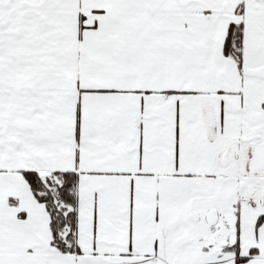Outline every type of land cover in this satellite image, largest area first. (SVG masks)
<instances>
[{"label":"snow or ice","instance_id":"1","mask_svg":"<svg viewBox=\"0 0 264 264\" xmlns=\"http://www.w3.org/2000/svg\"><path fill=\"white\" fill-rule=\"evenodd\" d=\"M0 264H264V0H0Z\"/></svg>","mask_w":264,"mask_h":264}]
</instances>
